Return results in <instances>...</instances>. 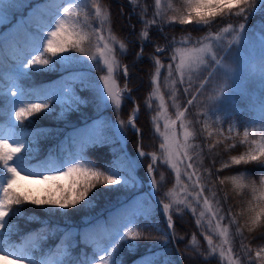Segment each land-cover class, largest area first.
Listing matches in <instances>:
<instances>
[{
	"label": "trees",
	"instance_id": "obj_1",
	"mask_svg": "<svg viewBox=\"0 0 264 264\" xmlns=\"http://www.w3.org/2000/svg\"><path fill=\"white\" fill-rule=\"evenodd\" d=\"M100 1L109 11L111 26L116 32V37L125 44L127 50L124 55L119 52L116 55L121 67L128 68V77L125 78L121 72L118 79L124 85L126 80L128 81V89L133 100L125 101L121 115L125 117L135 103L140 110L136 126L140 129L141 135L138 136L127 130V151L134 158L137 145L141 144L143 151L159 156L160 139L151 133L153 130L151 119L155 107H150L149 110L145 106L149 105L157 88L166 99L170 98L168 93L175 91L176 101L182 107L186 106V97L178 82L175 69L171 76L168 75L169 51L163 54L156 53V45L167 48L168 42L170 45L174 43L173 50H175L183 42L202 40L209 33L218 32L221 24L226 22L217 17L219 23L211 27L205 26L207 30H196L192 23L180 25L178 22L180 15L186 14L184 0H164L160 12L161 25L157 24L155 11L152 10L153 0H136L135 5L130 4L129 0ZM63 2L64 0H56L54 5L50 6L51 14L45 17L47 24L55 16L57 9L63 6ZM83 5L84 10L87 9L88 12H80L75 16L87 20L91 16L89 14L91 4L87 3V7ZM153 19L155 23H142V21ZM262 21L264 16L258 15L246 23V27H259ZM239 23H245V21L242 18H233L230 24L239 25ZM41 28L42 24L37 21L35 27L28 28L30 32L26 30L27 36L19 35L21 39H0V92L4 95L0 98V133L5 127L14 125L17 138L29 141L34 150L39 149L37 156L44 160L66 159L86 153L92 161L103 168L117 157H128L120 149L109 117L102 118L103 111L99 107L96 93L91 89L82 90L89 85H94L97 81L89 69H86L84 73L85 67L76 59L63 66L57 64L53 71L34 73L30 78L18 76L17 67L32 46L39 41ZM80 28L82 25L78 27ZM143 31L148 32V37H142ZM80 32L82 35L88 33V37L90 35L85 29ZM85 43L87 40L83 46ZM141 45H143V59L137 60ZM70 55L77 60L80 57V53L74 51H71ZM155 59H160L163 65L159 77L155 76ZM260 65L261 61L251 62L243 78L242 90L234 93L230 100L222 105L211 102L209 97L212 93L209 95L205 93L203 96L204 92L197 93L190 89L191 95H196L192 111L196 124L192 123L193 116L187 113L188 119L191 120L190 126L194 131L192 140L194 168L197 175L201 177L200 185L205 189L204 196L219 211L218 215L223 217L222 225L230 227V217L236 223L235 229L238 234L233 240V250L240 264H247L240 254L241 250L244 254L243 246L251 249V255L247 257V260L252 261L253 264H257L256 250L264 247V214L260 216L257 225L251 223L254 216L264 212V184L261 183L264 167L256 163L240 165L232 163L233 157L245 154L250 148L264 141V123H262L264 111L261 110V102L264 101V79L260 76ZM153 79L156 80L155 84L151 83ZM188 86L189 83H185V87ZM17 90L22 95L10 94ZM65 96L70 105L65 102ZM38 97L47 99L49 108L53 112L52 120L42 117L40 112L33 114L23 123L16 121L14 111L18 110L20 102L24 104L30 101L39 102ZM189 97L191 98L190 95ZM78 101L86 102L78 103ZM110 117H112L111 114ZM230 124L234 125V129L228 130ZM245 132L248 133L247 137L244 136ZM161 162L158 163L156 179H159L161 183V176H163L165 182L161 184H164V189L170 190L174 186V174L170 173L168 167ZM139 163L141 168L147 167L150 158L145 157ZM225 164L228 166L225 167ZM243 173L251 175L241 176ZM234 176L241 186L238 187L232 182ZM79 178L76 177L77 180ZM193 178L196 183V177L193 176ZM220 180H224V183L221 184ZM253 184L255 191H253ZM10 190L16 192L13 187ZM192 192L197 195L200 188L195 187ZM94 194H98L97 204H99L91 212L90 218L85 212L76 211L74 208H69L67 215H63L64 212L59 208L55 210L56 214H49L41 210L40 206L25 203L22 205L25 216L13 218V229L16 232L25 233L28 239L37 236L42 241L40 245L43 252H47L57 244L61 247L65 244L70 245L74 261H83L85 253H87V259L91 260L95 243L99 244L101 240L104 243L116 240L120 231L127 230L123 228L127 220H132L134 216L146 215L153 210H155V223L161 232H169L160 207L151 197L145 204H139L136 193L124 192L123 197L126 199L120 201V194L114 195L113 191L102 185L99 189H95ZM46 197L54 198L51 192ZM200 200L203 202V197H200ZM181 210L183 211L172 213L174 214L175 243L172 237L161 235L149 225L148 232L155 239H141L136 242L139 245L137 249L124 250L120 256L123 264H137L140 258L145 256L154 259L156 264H223L220 257L212 251L214 245L210 247L205 239V236H210L213 244H216L213 230H206L201 222L199 225L196 222L200 211L197 210L193 215L189 209ZM180 215L183 219L177 218ZM27 216H32V220L27 219ZM36 218H39V221ZM141 223L144 222L141 221ZM52 229H55L54 235ZM45 236L48 237L46 242L42 239ZM193 236L196 237L195 240L192 239ZM175 244L180 252L182 263L176 254ZM116 247L119 250L121 244L117 243ZM140 264L143 262L140 261Z\"/></svg>",
	"mask_w": 264,
	"mask_h": 264
},
{
	"label": "snow or ice",
	"instance_id": "obj_2",
	"mask_svg": "<svg viewBox=\"0 0 264 264\" xmlns=\"http://www.w3.org/2000/svg\"><path fill=\"white\" fill-rule=\"evenodd\" d=\"M129 2L130 4L135 5L136 0H129ZM65 3L70 6H62V14L61 9H57L55 16L50 22L45 27L39 29V41L32 46L25 59H23L18 65V76L30 78L34 73L53 71L57 64L63 66L66 62L77 59L70 55L71 51L80 53L81 57L86 56V50L83 45L89 38L88 33L81 35L80 31L75 27L79 21L75 20L74 16L76 15V8L79 7L81 3L87 7V0H65ZM91 3L95 8L94 15L95 17L100 18L101 23L109 18L106 14L102 15V7L97 0H91ZM184 3L186 4V14H181L178 22L180 25L192 23L196 30H207L205 26L211 27L215 23H219L216 19L217 17L222 18V20L227 23H232L233 18H242L245 23H239V30L236 31V34L233 37L234 42L241 45L247 36L246 23H249L258 15L264 16V0H184ZM26 4L27 0H0V27H3L5 23H9L10 17L14 15L15 12L25 7ZM154 4L156 8H159L161 0H154ZM169 7H171V5H169ZM29 15H31V13H29ZM224 18L227 19L225 20ZM23 19L24 18L21 17V20L17 21V24L22 23ZM155 22V19L152 21H142L144 24ZM70 23L73 26L72 34L75 38L66 39L63 42H57V38L60 37L61 34H69ZM227 30L228 29H225V31ZM259 33L261 45L264 47V21L261 22ZM2 35L3 34L0 33V36ZM142 37H148V32L143 31ZM205 38L211 39L214 43H207L199 47L185 49L180 53L179 63L175 65V72L179 74V82L181 84L185 83V73H189V86L183 89V92L186 95L191 96V98L186 101V104L189 107L192 106L196 100V95H191V91L202 93L206 90L205 86L202 84L195 87L192 86L191 82L193 76L191 74L197 72V69L203 67L204 71L199 74V78L203 79L204 72H207L208 68L213 64L219 66V70L223 72L224 76V84L220 86L219 96L214 101V104L222 105L223 103L228 102L231 98V92L228 90V82L233 80L231 75L233 72V62L228 60L231 51L229 50L224 56V62L222 63L221 59L218 58L220 50L222 49V44L220 43L221 37L216 35L214 37ZM99 39L103 40V37L101 36ZM112 39H115V37ZM196 43L200 44V39H197ZM174 46V43L167 48L156 45V53H167ZM103 48L109 53L113 51L107 43L104 44ZM119 50L122 55L126 54L127 50L124 43L119 44ZM142 52L143 45H141L140 52L137 53V60L143 59ZM87 59L95 61L97 65L100 63L94 55H87ZM101 59H103L105 67L103 69L98 68V70L104 71L106 69L107 73L100 77V80L103 81L102 86L99 82H96L94 85H89L82 90L91 89L101 100H103L105 106H109L108 102L110 100L111 106H114V108L118 110L121 107L122 99H131V95L130 93H127L122 96L121 92L117 90L114 72L119 68V64L115 59L113 58L110 61L103 56V53L101 54ZM174 60L175 56H172L168 62L169 76L173 73L174 65L172 61ZM162 67L161 60L155 59L154 68L156 77L160 76ZM123 75L125 78L128 77L127 66L123 68ZM260 76L261 79H264V60L261 61ZM151 83L155 84L156 80L153 79ZM234 87L233 84V89ZM125 92H127V80L125 83ZM156 92L157 94L159 93V88L156 89ZM10 94L12 96L22 95L19 90L12 91ZM172 94L173 97H175V91H173ZM2 95L3 93L0 92V96ZM37 100L39 102L30 101L27 104H24L21 101L18 110L14 111L15 120L23 123L24 120L33 116L35 113L44 112L45 115H48L52 111V109L49 108L46 98L38 97ZM160 100V108L164 109L165 105L162 96L160 97ZM79 102L86 101H78V103ZM13 103L16 102L13 101ZM145 107L150 110L149 105L146 104ZM176 107L178 108L179 105ZM69 110H71V108H69ZM187 110L188 109L186 108L185 111ZM261 110L264 111V101L261 102ZM184 116V111L177 112L178 119H181ZM137 118L138 109H134L131 118L128 121V126L140 136V129L135 125V120ZM120 123L121 127H123L124 122L121 121ZM262 123H264V121H262ZM183 126V120L181 119V127ZM164 127L166 131L162 134L163 140L159 145L163 152V163L164 165H171V168L176 170L175 179L176 182L179 183L181 180V173L177 164L183 163L184 159L193 161V157L188 154L189 148L192 147V145H189L188 143L191 133L184 132L183 142H181L176 138L174 129L171 130L170 134L167 123ZM155 131L158 132L159 128L157 127ZM244 136L247 137L248 133L245 132ZM9 139L10 137L4 136L0 133V252L5 256H13L17 261L23 262V264H123L120 256L124 250L131 251L137 249L139 245L136 242L141 239H155V237L148 232L149 225L161 235L167 237L173 236L170 231L161 232L159 226L155 223V210H153L146 215L134 216L132 220L123 225V228L127 230H122L118 233V240L109 243H104V241L101 240L98 245L94 246L91 260L87 259V253H85V259L83 261H74L71 246L67 244L63 247L57 244L47 252H43L41 245L38 242H29L26 236L21 237L19 242H14L12 236L15 232L12 226V220L13 218L25 216V210L22 208V205L25 203L40 206L41 210L49 214H56L55 210L57 208H74L76 205L80 204L81 201H86L85 206L92 204L95 200V195L89 198V194L92 193L98 185L109 187L110 190H112L111 186L116 185H119L123 190H134L138 187H142L143 180L139 177L138 170L140 167L139 162L146 155L150 157V163L147 165L146 173L148 176L152 177L149 183L155 188L158 184L154 175L157 171V157L155 153H145L138 144L135 159L130 157H117L111 162V164L106 165L103 168L92 161L86 153L66 159H49L36 165H32L25 164V160L29 158L27 146L22 141L15 140L13 143L16 146L11 147L8 143ZM212 147H215V145H212ZM22 148L25 149V153L23 155H17V153L21 152ZM181 157H183V159ZM232 163L235 165L256 163L261 167H264V141L256 144L254 148H250L245 154L233 157ZM224 166L227 167L228 165L225 164ZM186 168L193 169L191 173L187 174L188 181H192L193 176H195L196 183L194 184V187L200 188V192L197 194L196 203L199 204V197H203L204 211H200L199 216L203 218L205 212H208L215 217L216 213L213 212L209 199L204 196L205 189L200 185L201 177L196 173L194 162L187 163ZM20 173H23L25 177L36 178L45 182H57L72 178V185L70 188H65L63 185L57 183V190L61 193L59 198L45 197L42 199H33L23 193L10 190L12 185L16 182V177L20 175ZM209 175H211V173H209ZM250 175V173L241 174V176ZM76 177L83 178L84 182L80 183ZM163 182H165V178L161 176V183ZM232 182L238 187L241 186L235 176L232 178ZM220 183L223 184L224 180H220ZM261 183L264 184V174L261 175ZM77 184H79V188L75 190L74 195H70L71 190L76 188ZM252 187L253 191H255L254 184ZM213 195H215V193H213ZM159 203L162 204V212L166 216V224L169 230L174 228V214H170L172 212L173 204L184 205L185 209L191 208L193 215L197 212V208L192 207L190 203H185V200L172 201L171 203H163L161 201ZM217 203H219V201H217ZM62 214L67 215L68 213L64 212ZM262 214H264V212H261L252 218V225L258 224ZM26 218L32 220V216H27ZM177 218L183 219V216L180 215ZM36 219L39 221V218ZM141 221L144 223L142 224ZM196 222L198 225L200 224L199 219H197ZM216 228L220 229L219 223L216 225ZM52 233L53 235L55 234V229H52ZM227 234L228 229L226 227L219 232V235L225 238L227 237ZM47 238L48 237L45 236L42 239L46 242ZM195 238V236L192 237L193 240H195ZM205 239L211 247L213 245L212 238L210 236H205ZM117 243L121 244L119 250L116 247ZM243 247V259L247 261V264H253L252 261L247 260V257L251 255V249H248L246 246ZM212 251L215 252V248H213ZM37 252H41L39 257L35 255ZM228 253L231 255V248L228 249ZM223 255L224 252L223 249H221V256ZM255 256L260 264H264V247L257 251ZM140 261H142L143 264H156V261L148 256L141 257ZM140 261H138L137 264H140ZM232 264H237V262H232Z\"/></svg>",
	"mask_w": 264,
	"mask_h": 264
},
{
	"label": "rangeland",
	"instance_id": "obj_3",
	"mask_svg": "<svg viewBox=\"0 0 264 264\" xmlns=\"http://www.w3.org/2000/svg\"><path fill=\"white\" fill-rule=\"evenodd\" d=\"M54 1L56 0H27L26 6L23 7L21 10L15 12L14 15L10 17L9 23H5L3 27H0V33L3 34L2 36H0V39L2 40L3 39L11 40L13 38H15V40L21 39L19 35L21 34L24 37L27 36V33H25L26 30L27 32H30L28 28L35 27V25L37 24V21H39V23L42 24V28H43V25L44 26L47 25V21L45 17L47 14H51L49 9L51 5H54ZM97 2L101 4L100 0H97ZM87 3L91 4V12H90L91 16L88 17L87 20H85V18H80V17L77 18V16H74V19L79 21V23L75 27L78 29V27L82 25V28L78 30L80 31V30L85 29L86 31L90 33L89 39L87 40V43H85V46H84L86 50V56L81 57L80 55V57L78 58V60L76 59V61L79 62L83 67H85L84 73H86V69H89L93 77L96 79V81L99 82V84L102 86L103 81L100 80V77L103 75H106L107 73H106V69L104 71L98 70V68L103 69L105 67L103 64V59H101V54L103 53V56L109 59L110 61L114 58L115 61L119 64L116 55L118 52L121 53V51L119 50L120 42H119V39L116 37V34H115L116 32H114L113 29H111L109 11L101 4L102 15L106 14L109 17L107 20L101 23L100 18H97L94 15L95 8L92 5L91 0H87ZM82 4L83 3L79 5L80 8L79 7L76 8V15L77 13H80V12H84V11L85 13L88 12L87 9L84 10V7H82ZM163 4H164V0H161L160 7L156 8L154 4V0L152 1V10L155 11L156 20H157L158 25H161L160 12L163 7ZM62 5L63 7L70 6L67 3H65V0ZM59 9H61V14H62V7ZM29 13H31V15H29ZM21 17L24 18L23 22L17 24V21L21 20ZM246 28H247V36L244 39L242 45L235 43L233 40V37L235 36L236 31L239 30V25L237 24L232 25L226 22L225 24H221L220 30L218 32H211L207 36V37H214L216 35H219L221 37L220 43L222 44V49L220 50V55L218 58L221 59L222 63L224 62L223 61L224 56L229 52V50L231 51V55L228 56V60L233 62L232 63L233 72L231 74L233 77V80L228 82V90L231 92V97L234 93L242 90L243 78L245 77V74L247 70L249 69V65L251 64V62L262 61V57H264V47H262L260 39H259L260 26L256 28H251V27L249 28L246 27ZM225 29H228V30L225 31ZM72 33H73V26L70 23L69 24V34H61V36L57 38V42H63L66 39H74L75 37ZM101 36L103 37V40L99 39V37ZM113 37H115V39H112ZM105 43H107L109 47L113 49L111 53L104 50L103 46ZM207 43H214V41H212L211 39L204 38L200 40V44H197L196 41L194 42L186 41V42L181 43L180 46L177 47V49L175 50H173V47H172L169 53H170V58L172 56H175V60L172 61L174 65V69H175V65L179 63L181 52H183L185 49L199 47ZM169 46L170 44L168 42L167 47ZM87 55L96 56L97 59L100 61L99 65H97L95 61L87 59ZM203 71L204 69L203 67H201L200 69H197V72L191 74L193 76V80L191 84L193 87L197 85H201V84L204 85L206 90L203 91L204 92L202 93L203 96H205V93H208V95L209 93H212V96H210L209 99L211 100V102H214L216 98L219 96L220 86L224 84L223 72L219 70V66L213 64L208 68L207 72H204L203 79H200L199 74ZM121 72H122V67L119 64V68H117V70L114 72V78L116 79L117 90L121 92L122 96H124L128 93V91L125 92V85L122 84L118 79V76ZM188 75L189 73L186 72L185 73V83H189ZM177 76H178L177 78L179 82L178 73H177ZM185 83L181 84L179 82V84L181 85L183 89L185 88ZM233 84L235 86L234 89H233ZM172 93L173 92H171V94L168 93L170 95V98L166 99L164 95H161L160 93L157 94L156 90L154 91L151 97V101L148 103L150 107H155V112L151 119L152 129H153L151 130V133L158 136V138L160 139V143L163 140L162 134L166 131L164 127L166 123L169 126V133L171 134V130L174 129L176 138L181 142H183L184 132L191 133L188 143L189 145H192V147L189 148L188 154L192 156V151H193V141L192 140L194 139V131L192 130L190 126L191 120L188 119L187 113H190V115L193 116L192 123L195 122L196 118H194V114L192 113L195 102L190 107L187 106V104L185 107H182L181 104L176 101V94H175V97H173ZM3 96L4 95L0 96V98H2ZM161 96L163 97V102L165 105L164 109L160 108V103H161L160 97ZM184 97H186V101L187 99L190 98L189 95H186V94L184 95ZM97 100L99 103V107H101L103 111L102 118L109 117V120H111L112 128L117 136L120 149L122 150L124 154L128 155V157L132 158L129 152L127 151V142H128L127 130L128 131L130 130L132 133H135V131L132 130L128 126V121L131 118V114L133 113L134 109H137L138 107L137 104L135 103L134 107L130 110V112H128L125 115V117H122L121 110L125 104V101H126L125 99H122L121 107L118 110L115 109L114 106H111L110 100L108 102L109 106H105L103 100H101L98 96H97ZM130 100H133L132 96ZM65 102L68 105H70V102L67 98H65ZM205 103L209 104L207 102ZM177 105H179L178 108L176 107ZM186 108L188 109L187 111H185ZM178 111L185 112V116L181 118L183 120V125H184L183 127H181V119L177 118ZM110 114L112 117H110ZM42 117L46 118L47 120H52L53 112L51 111L48 115H45L44 112H42ZM139 117H140V110H138V118ZM138 118L135 120V122L138 120ZM121 121L124 122L123 127H121V123H120ZM157 127L159 128L158 132L155 131ZM231 129H234L233 124H230V126L228 127V130H231ZM2 134L4 136L10 137L8 143L10 144L11 147L16 146L13 143V141L19 140V139L17 138L18 136L16 135V128L13 125L5 127ZM140 135H141V131H140ZM20 141H22L27 146V149L29 152V158L25 160V164H32V163L36 164L37 161L35 159H37L38 157L37 151H39V149L34 150V148L32 147V144H30L29 141H26V140H20ZM24 153H25V149L22 148L21 152L17 153V155H23ZM136 154L137 153H135V156L133 159H135ZM181 158L183 159V157ZM160 161H162L161 163L164 165L163 152L159 148L158 162ZM189 162H192V161H188L187 159H184L183 163L177 164V167L179 168L180 173H181V180L179 183H177L175 179L176 170L172 169L171 165H164L168 167L170 173L173 172L174 174V186L170 190L164 189V184H161L159 179L157 180L158 181L157 186L153 188L149 183L152 177L148 176L146 173L147 167H143V168L139 167L138 175L141 178V180H143L142 187H138L134 190H123L120 188L119 185H116V186H111V189H112L111 191L114 192V195L120 194L119 195L120 201H123L126 199L123 197V193L128 192L130 194L136 193L138 203L145 204L148 201L149 197L153 199L151 195V193L153 192L156 198L162 200V202L164 203H171L172 201L185 200V203H190L192 207H196L197 210L204 211L203 202L200 200V197H199L200 202L199 204H197L196 203L197 195L192 192L193 188H195L194 178L192 179V181H188L187 179V174L192 172L191 169L186 168V165ZM156 168L158 170V167ZM156 173H154L155 177H156ZM79 179H80V183L84 182L83 178H79ZM57 183L63 185L65 188H70V185L72 183V178H68L65 180L57 181V182H45L40 179L25 177L23 173H20V175L17 176L16 182L12 185V187L16 189V192L23 193L24 195H29L34 198H44L46 197V193L48 192V190L49 191L52 190V192H55V197L59 198L61 193L57 190V187H56ZM100 186L101 185H98L97 188L99 189ZM78 188H79V184L76 185V188L71 190L70 195H74L75 190ZM94 191L95 189L93 190L92 193L89 194V198L95 195V200L92 204L85 206L86 201H81L80 204L74 207L76 211H83L86 214H88V218L91 217V212H93L95 210V207H97L99 204V203L97 204L98 194H94ZM210 203L212 205L213 212L216 213V216L213 217L211 213L205 212V216L203 218L199 216V220L203 228H205L206 230L207 229L213 230L215 234L216 244H213L215 248V253L220 257L221 259L220 261L223 264H232V262H237V264H240L239 259L237 258L233 250V240L234 238H237V234H238L237 230L235 229L236 223L233 222L234 221L232 220L233 218L230 217L229 223H231V226L229 227L227 225H222L223 217L218 215L219 211L216 209V207H214L212 202ZM181 209H185V206L173 204L172 212L170 214L174 212L179 213ZM188 209L191 211V208H188ZM61 210L63 212H67L68 209H61ZM216 223H221L220 229L216 228ZM225 227L228 229V234L226 238L219 235L220 230H222ZM229 248L232 249L231 255H229L228 253ZM221 249H223V252H224L223 256H221ZM260 249L261 248L257 249L256 252L259 251ZM240 254L243 257L242 250L240 251ZM255 260H256V256H255ZM256 262L257 264H260L259 261L256 260ZM0 264H23V262L17 261L15 257L13 256H5L2 252H0Z\"/></svg>",
	"mask_w": 264,
	"mask_h": 264
},
{
	"label": "water",
	"instance_id": "obj_4",
	"mask_svg": "<svg viewBox=\"0 0 264 264\" xmlns=\"http://www.w3.org/2000/svg\"><path fill=\"white\" fill-rule=\"evenodd\" d=\"M160 205H162L161 203H159Z\"/></svg>",
	"mask_w": 264,
	"mask_h": 264
}]
</instances>
